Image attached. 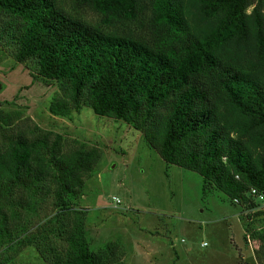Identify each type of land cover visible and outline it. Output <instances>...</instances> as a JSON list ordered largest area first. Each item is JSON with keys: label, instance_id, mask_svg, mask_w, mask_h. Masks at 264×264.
Returning a JSON list of instances; mask_svg holds the SVG:
<instances>
[{"label": "trees", "instance_id": "1", "mask_svg": "<svg viewBox=\"0 0 264 264\" xmlns=\"http://www.w3.org/2000/svg\"><path fill=\"white\" fill-rule=\"evenodd\" d=\"M263 7L264 0H0V46L55 82L51 114L87 105L122 119L164 161L199 173L202 188L248 206L250 187L264 193ZM99 156L94 147L62 152L58 134L2 133L0 264L31 242L46 264H108L114 251L89 247L81 212L64 218ZM45 197L55 212L26 232Z\"/></svg>", "mask_w": 264, "mask_h": 264}, {"label": "rangeland", "instance_id": "2", "mask_svg": "<svg viewBox=\"0 0 264 264\" xmlns=\"http://www.w3.org/2000/svg\"><path fill=\"white\" fill-rule=\"evenodd\" d=\"M80 14L97 20L89 9ZM55 93L53 80L34 76L0 46V140L10 131L48 140L58 134L62 152H100L64 218L81 212L89 247L114 251L108 264H264V201L247 206L214 187L202 188L199 173L164 161L122 119L87 105L65 116L51 114L47 105ZM55 210L45 197L26 232H36ZM7 254L3 264H46L34 242Z\"/></svg>", "mask_w": 264, "mask_h": 264}, {"label": "built area", "instance_id": "3", "mask_svg": "<svg viewBox=\"0 0 264 264\" xmlns=\"http://www.w3.org/2000/svg\"><path fill=\"white\" fill-rule=\"evenodd\" d=\"M263 11H264V7H263ZM246 194L249 197H252V199L264 201V193L260 192V191H257L254 187H250L248 189V191L246 192ZM111 199H113L115 202L119 201V199L116 196H114V195L111 197ZM232 200H233V202L237 203V199L236 198H233Z\"/></svg>", "mask_w": 264, "mask_h": 264}]
</instances>
